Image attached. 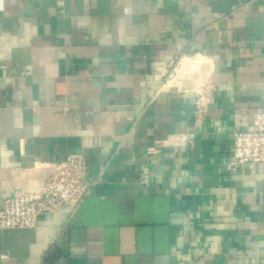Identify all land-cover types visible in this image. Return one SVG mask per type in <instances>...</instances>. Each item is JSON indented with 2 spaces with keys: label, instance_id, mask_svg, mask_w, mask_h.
I'll list each match as a JSON object with an SVG mask.
<instances>
[{
  "label": "crops",
  "instance_id": "1",
  "mask_svg": "<svg viewBox=\"0 0 264 264\" xmlns=\"http://www.w3.org/2000/svg\"><path fill=\"white\" fill-rule=\"evenodd\" d=\"M257 111L264 0H0V204L72 152L94 182L0 264H264V163L227 168Z\"/></svg>",
  "mask_w": 264,
  "mask_h": 264
},
{
  "label": "built area",
  "instance_id": "2",
  "mask_svg": "<svg viewBox=\"0 0 264 264\" xmlns=\"http://www.w3.org/2000/svg\"><path fill=\"white\" fill-rule=\"evenodd\" d=\"M190 62V58H178L172 62L169 80L177 71V63ZM186 73L189 71L186 70ZM213 86L202 84L196 91L193 102V124L199 128L206 115V105L210 100ZM185 144L192 146L186 137ZM163 142H156L146 151L148 155L158 152ZM232 159L227 168H235L241 163H264V111L253 114L251 124L232 134ZM51 171L38 192H23L8 196L0 204V230L27 229L36 226L41 214L51 213L66 205H77L92 188L94 182L87 179L85 157L77 152L67 154L62 160L50 164ZM7 254L0 252V260L5 262Z\"/></svg>",
  "mask_w": 264,
  "mask_h": 264
}]
</instances>
